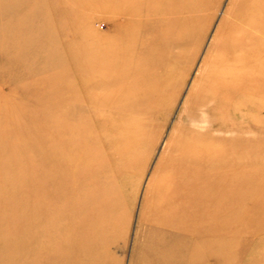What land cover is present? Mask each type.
I'll return each instance as SVG.
<instances>
[{
    "label": "bare ground",
    "instance_id": "obj_1",
    "mask_svg": "<svg viewBox=\"0 0 264 264\" xmlns=\"http://www.w3.org/2000/svg\"><path fill=\"white\" fill-rule=\"evenodd\" d=\"M53 1L58 5L68 0ZM206 2L100 0L93 7L111 28L104 32L89 26L81 54L72 52L68 63L58 59L57 73L60 78L67 74L69 97L65 107L37 124L52 137L38 133L37 144L51 147L48 159L43 156L46 163L34 164L35 155L24 147L17 154L23 161L22 177L0 181V206L5 207V212L0 210V244L4 249L14 239L23 243L19 252L0 254V264H12L17 256H34L26 264H94L100 216L111 209L98 205L107 191L103 171L120 158L113 147L121 140L120 118L137 113L146 120L157 110L160 84L152 77L153 65L167 56L165 47L178 56L179 51L171 50L186 46ZM78 6L73 16H90L88 3ZM66 13L60 15V27L72 20ZM56 30L54 25L50 33ZM218 31L195 81L197 90L189 95L181 115L179 127L184 131L175 132L171 151L160 164L167 172L161 182L165 193L160 221L163 228L176 231L157 245L173 249L182 242L188 264H209L208 259L217 264L234 262L237 254L229 256L231 248L250 227H264L259 221L262 211L254 209L264 206V168L257 153L261 139L241 133L261 121L249 118V103L255 111L264 104V0H233ZM48 43L43 44L45 49L52 45ZM52 46L51 52L57 48ZM44 59L46 63L45 55L37 57L33 75L41 74ZM28 126L26 122L23 133L32 141L34 133ZM32 169L40 179L34 200L15 190L29 183ZM49 174L52 183L47 189L44 178ZM13 200L18 202L9 204ZM22 211L26 228L31 222L28 211L39 218L34 235L28 229L21 233L8 229L10 222L22 224ZM199 257L207 260L197 263Z\"/></svg>",
    "mask_w": 264,
    "mask_h": 264
},
{
    "label": "rangeland",
    "instance_id": "obj_2",
    "mask_svg": "<svg viewBox=\"0 0 264 264\" xmlns=\"http://www.w3.org/2000/svg\"><path fill=\"white\" fill-rule=\"evenodd\" d=\"M232 2L233 0H207L186 46L171 50L174 53L179 51L178 56L174 57L176 54H170L166 47L162 49L167 56L161 62L154 63L152 73V77L158 79L160 84V105L157 110L146 120L137 113L120 118L122 124L117 131H120L118 136L121 135V140L112 145L119 150L120 158L112 163L114 167L110 164L109 170L103 171L107 191L98 205L101 204L102 208L109 205L111 209H108L105 216L103 210V216H100V240L93 251L94 258L98 254L99 258L95 260L92 257L94 264H188L183 254L186 245L181 244L182 242H176L178 245L173 249L170 245L164 248L157 245L161 238L176 231L170 227L163 228L160 221L164 208L161 204L164 197L161 182L167 175L160 164L171 151L169 145L173 135L184 131L179 127L181 115L189 95L197 90L195 81L201 69L204 70L203 63ZM84 3L91 7L90 16H73L72 12ZM98 4L100 0H68L67 3L58 5L53 0H6L5 3H0V181H19L22 177L19 170L23 161L19 160L17 154L24 147L35 155L34 164L46 163L43 156L48 159L51 147L49 143L44 147L37 144L41 137L38 133H46L37 124L48 115H53L56 108L65 107L69 97L67 74L60 78L57 73L61 69L58 59L68 63L73 53L77 56L81 54L89 26L97 31L110 30V24L93 13L97 10L93 7ZM65 11H68L69 14H66L72 20L67 26L60 27V15ZM245 17L244 27L249 18ZM54 25H57L58 30L50 33ZM49 41L57 46L52 49L53 52L49 51L52 45L48 46L49 49L47 46V49L44 48L43 44ZM43 54L48 61L45 63L44 59V63H40L41 74L33 75L32 69L37 66L36 59L44 56ZM65 73H68V68ZM252 108L253 104L250 102L247 109L249 118L261 120L260 124L256 128L250 126L252 130L248 127L241 133L248 139L260 137L257 153L264 168V104H259L257 111ZM26 113L29 114V119L26 118ZM26 122L30 126L27 128L29 133H34L32 141L30 136L23 133ZM45 135L52 140L50 134ZM31 171L29 183L26 186L19 184L15 190L34 200L40 179L39 174L34 175V169ZM44 179L49 182L47 189L50 188V174ZM4 208L0 206V210L5 212ZM254 209L262 211L259 213V221L264 225V206H256ZM28 212L30 213L26 215L31 222L27 228V222L23 223L26 218L22 211V218L19 219L22 224L10 222L8 229H14L18 233L28 229L34 235L39 218L36 219L32 211ZM2 227L0 224V229ZM259 229L257 226L250 227L239 245L231 248L228 255L231 256L234 252L237 257L228 264H264V227ZM17 242L14 239L4 249L2 242L0 254H8L13 250L19 252L23 243L16 244ZM34 259V256L27 259L17 256L10 263L26 264ZM201 259L207 260L199 257L197 263ZM215 262L216 259L207 260L209 264H217Z\"/></svg>",
    "mask_w": 264,
    "mask_h": 264
}]
</instances>
